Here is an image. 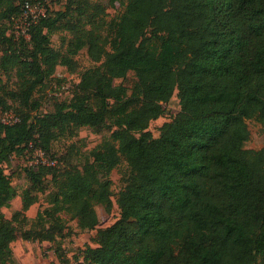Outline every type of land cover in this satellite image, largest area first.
<instances>
[{"label": "trees", "instance_id": "obj_1", "mask_svg": "<svg viewBox=\"0 0 264 264\" xmlns=\"http://www.w3.org/2000/svg\"><path fill=\"white\" fill-rule=\"evenodd\" d=\"M24 1L0 0V72L14 71L17 81L8 89L0 77V114L18 119L0 117V264L13 263L19 237L63 235L62 212L95 229V206L112 208L109 175L123 161L120 216L73 264H264V147H244L247 120L264 123V0H109L121 8L109 20L82 0H58V10L46 8L25 26L27 37L12 30ZM85 25L65 52L50 45L54 29ZM85 46L98 64L80 73L69 101L41 111L36 90L57 65L74 71ZM129 71L130 93L114 84ZM175 91L179 110L154 137L149 124ZM107 122L117 128L80 168L56 171L54 140ZM30 143L54 161L24 167L37 191L47 176L54 187L31 222L25 211L35 197H24L10 218L1 211L16 196L4 165L12 155L32 156Z\"/></svg>", "mask_w": 264, "mask_h": 264}, {"label": "rangeland", "instance_id": "obj_2", "mask_svg": "<svg viewBox=\"0 0 264 264\" xmlns=\"http://www.w3.org/2000/svg\"><path fill=\"white\" fill-rule=\"evenodd\" d=\"M89 6L90 9L95 11L100 10L99 17L103 16L105 20H109L116 16L121 8L116 4L111 6L109 0H82ZM61 2L58 0H45L38 4L35 3L34 13L38 14L40 11L49 9L50 12H55L59 9ZM101 8L103 14H101ZM84 20H86L84 18ZM24 20L18 19L14 24L15 32H21L24 29ZM89 25L78 27L75 32H70L62 27L54 29L50 33V45L53 49L60 52H65L67 45L78 35L88 30ZM9 32V29L8 31ZM100 32L104 33V31ZM1 56V47H0ZM76 62V69L70 71L62 65H57L54 74L48 77L43 86L39 87L34 93V97L41 101V111L53 110V104L59 100L69 101L75 84L79 81V75L82 71L97 65V62L91 60L87 54V46L83 47L79 52L74 55ZM10 75L0 72L2 83L8 89L16 88V77L14 71ZM136 80V76L132 71H129L125 77L117 78L114 80L115 85L122 86L130 93L132 85ZM53 87L50 88V84ZM59 83V84H57ZM13 108H16L15 102H10ZM165 114L159 118L152 120L149 124L148 130L154 137L159 135V128L163 123L168 122L179 110L178 98L176 91L171 99L164 104ZM4 120H11L10 115L4 113L0 114ZM248 129L250 132L249 139L246 141L244 147L247 150H257L264 147V123H259L254 119L247 120ZM117 128L114 124L106 123L98 128L81 127L78 128L73 134L67 133L59 136L52 142L51 151L58 164L56 171H61L65 168L81 167L85 161L86 154L89 150L97 146L103 139L109 137L112 132ZM36 155H12L8 164L4 165L5 173L9 175L11 185L16 190V196L11 200L9 207L1 208V211L7 218L19 210L22 205V200L26 196L35 197L36 201L29 206L25 211V215L31 222L35 219L38 212L45 211L49 207L48 194L54 190L50 176H47L43 191H37L31 186L30 181L24 173V167L29 165L31 160H36ZM127 165L123 161L120 166L110 172V179L112 180V208L107 211L104 206L97 204L95 210L98 216V224L95 229L83 230L77 226L76 219H72L68 214L62 212L61 217L64 220L65 229L63 235L58 236L55 241L38 242L26 241L17 238L11 243L13 250L14 261L11 264H73L82 249L86 246L94 247L96 231L99 228H105L114 223L120 216V210L116 203L118 192L123 188V178L127 172Z\"/></svg>", "mask_w": 264, "mask_h": 264}, {"label": "built area", "instance_id": "obj_3", "mask_svg": "<svg viewBox=\"0 0 264 264\" xmlns=\"http://www.w3.org/2000/svg\"><path fill=\"white\" fill-rule=\"evenodd\" d=\"M40 4V3H38ZM41 5V4H40ZM34 6L35 4H32L30 1L25 0L23 2V17L22 19L24 20V25H28L30 21H33L34 19H36L39 15H44V11H40L38 14L34 13ZM24 26V29L21 30V34L24 35L25 37H27V33H26V27ZM10 115L11 120H4V117H1V121L5 124H10L13 122H16L18 119L11 113V112H4V115ZM30 148H33V152H32V156L36 155V160H31L29 162V165L32 164H42V165H53L54 161H50L49 158L44 154L43 150L40 147H33V144L30 143L29 144Z\"/></svg>", "mask_w": 264, "mask_h": 264}]
</instances>
